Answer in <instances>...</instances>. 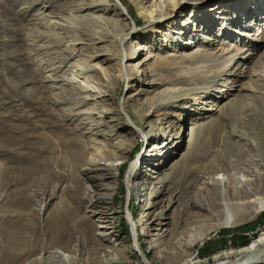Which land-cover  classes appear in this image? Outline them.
Here are the masks:
<instances>
[{"label":"rangeland","instance_id":"374dc122","mask_svg":"<svg viewBox=\"0 0 264 264\" xmlns=\"http://www.w3.org/2000/svg\"><path fill=\"white\" fill-rule=\"evenodd\" d=\"M257 1L189 0L151 28L141 12L151 0H0V264H66L57 249L75 256L71 264H144L139 249L147 264H225L264 236V209L218 225L223 194L211 172L225 165L230 186L234 167L245 168L264 189ZM198 52L205 59L188 60ZM79 66L88 70L71 76ZM77 135L87 158L115 149L118 170L101 160L76 174L60 154L47 162L53 144ZM84 214L92 221L76 226Z\"/></svg>","mask_w":264,"mask_h":264},{"label":"bare ground","instance_id":"6f19581e","mask_svg":"<svg viewBox=\"0 0 264 264\" xmlns=\"http://www.w3.org/2000/svg\"><path fill=\"white\" fill-rule=\"evenodd\" d=\"M187 1H189V0H151L150 4L147 7L142 8L143 10L141 12H142L143 16L148 19L149 26H152L151 28H154L155 24L162 22L163 19L168 18L171 14H174L175 12L176 13L182 12V10L186 7V5L183 7H181V6H182L183 2H187ZM199 1H203V0H199ZM197 2H198V0H197ZM256 4H259L257 0H256ZM180 7L183 9H181ZM180 14H182V13H180ZM261 16H262V14H261ZM102 19H104V18L102 17L101 20ZM258 20L262 21L263 19L261 17V19L258 18ZM127 35H128V33H126L123 37H121V39H124L125 37H127ZM203 55L198 52V53L190 55L187 58L192 63L193 62L197 63L198 61L205 59V57H203ZM133 56H134L133 53L131 55H127V54L122 53V61H124V58H126L128 61L132 60ZM175 64H177V63H175ZM161 66H163V65H161ZM87 70H88V68H86L84 66H79V67H77V69L71 70V76L84 74V72ZM122 71H123V75L125 77H129L130 72H131L130 68H128L126 65H124ZM198 72H199V70H198ZM84 77H87V76H84ZM67 78H68V75H67ZM71 79H73V77H71ZM85 82L88 83V85L91 86L92 88L97 87V85L90 84L91 82H90L89 78H86ZM97 89L100 90L99 88H97ZM156 106L161 107L162 103H158V104L156 103ZM121 109H122V111L125 112V114L128 116V118L134 123V126L136 127L137 131H143L141 124H139L135 119H133L132 115H130L128 113V111H126L124 103L121 104ZM212 124L217 125L219 123H216V122L214 123L212 121ZM77 125L78 126H76V127H78L79 129H85L84 124L82 122H78ZM145 135H147V133H145ZM192 135H193V139H194V131L192 132ZM195 135H196V133H195ZM50 142L53 144L52 141H50ZM93 144L96 145L95 143H93ZM61 145H62L61 148H59V144L56 147H54V144H53V147L52 146L50 147L49 154L52 157H47V162L51 163L52 165H57L58 160L54 159L55 156L57 154H60L61 156L67 155L68 158H66V157L63 158L61 160V162L66 164V165H72V168H70V171L73 173H76V174H77V166H79L81 164L82 165L87 164V166H88L87 168L97 170V169L102 168L101 167L102 165L100 163L101 160H103L105 162L103 166H108V167L113 166L114 167L115 163L113 162V160L120 159V155L118 154V152L115 151V149H111V147H109L107 149L105 145H102V148L101 147H95L96 149L92 150L91 157L87 158L86 153L88 152V147L85 146L82 135H77V136H74V137L69 138V139H63ZM78 145H81L82 148L78 149ZM116 148L118 150L122 151V149L124 147L122 146V144H119ZM137 165H138V159L136 161L132 162L130 169H129V172H128V176H132V173L136 169ZM115 169L118 170V168H115ZM234 170H235V173L233 174L232 182L231 183L229 182L230 186L225 185V181H228V178L226 177V175H227L226 172L228 171V168L225 165H215L211 171V172L216 173L218 175L217 180H218V183L221 185V195L223 194V196L221 197V200L223 201L221 203L222 211L220 214H217V215H220L219 220H218L219 226L220 225L232 226V225L238 224L240 222L250 220L253 217H255V215L260 210L264 209V196L261 195L262 192H264V189L260 190L259 187L257 185H255V180L257 178L251 179L245 173H243L246 171L245 168L239 169V167H234ZM65 174H70V173H65ZM166 180H167V177H164L163 182ZM81 187H84V182L82 181V179L74 180L73 191L78 193L80 191ZM89 192H91V191L90 190L88 191V194H87L88 196H89ZM155 192L157 194V193L161 192V190L158 188V189H156ZM79 197H81V196H79ZM59 205H60L59 208H61L62 206H63V208H65L67 206L66 200L64 198H62ZM93 213L96 214V216H100V218L103 220V222L107 221L106 219L108 218V216H106L105 212L100 213L97 211V212H93ZM97 214H99V215H97ZM51 216L55 219L54 216H58L57 211H56V214L54 212ZM163 217H164V213H161L159 218H163ZM157 220L160 221V219H157ZM85 221H92L91 217L84 214L77 219V221L75 222V225L77 226L79 223H82ZM52 226L57 227V224L54 223V224H52ZM106 227H107V225L103 226V228H106ZM203 236H204V234L200 235V238H203ZM188 243H189V245H192V244H194V240H191V241L189 240ZM133 244H134V247L136 246V250L139 249L138 244L136 243V240H135V242H133ZM260 246H264V236L253 241V243L250 244L248 247L241 249L240 250V252L242 253L241 257L230 261L231 264L233 262H237L239 259H242V258L244 259L250 253L257 250ZM139 250H138V255L141 257V259H143V263L147 264V260H146L145 255H143L141 253V250L139 252ZM54 253H55L54 255H57V256H60V258H63V260H65L66 264H71L72 259L75 258V256H73V255L64 254V252L61 249L55 250ZM231 253H233V251L232 252H226V253H224V255L227 256V255H230ZM216 257H219V255H217ZM263 257H264V254L249 260L245 264H252L253 262H255V261H257ZM112 258L118 259V254L112 252ZM230 262L227 261V262H225V264H230ZM183 264H190V260H188L187 262H185ZM217 264H224V263L218 262Z\"/></svg>","mask_w":264,"mask_h":264},{"label":"water","instance_id":"95a60500","mask_svg":"<svg viewBox=\"0 0 264 264\" xmlns=\"http://www.w3.org/2000/svg\"><path fill=\"white\" fill-rule=\"evenodd\" d=\"M264 254V246H260L257 250L250 253L248 256H246L244 259L238 260L237 262H233L232 264H245L249 260L256 258L260 255Z\"/></svg>","mask_w":264,"mask_h":264},{"label":"trees","instance_id":"16d2710c","mask_svg":"<svg viewBox=\"0 0 264 264\" xmlns=\"http://www.w3.org/2000/svg\"><path fill=\"white\" fill-rule=\"evenodd\" d=\"M122 1V0H121Z\"/></svg>","mask_w":264,"mask_h":264}]
</instances>
